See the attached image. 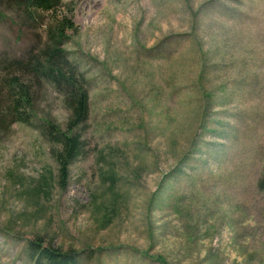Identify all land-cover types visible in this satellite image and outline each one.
<instances>
[{"label": "rangeland", "instance_id": "1", "mask_svg": "<svg viewBox=\"0 0 264 264\" xmlns=\"http://www.w3.org/2000/svg\"><path fill=\"white\" fill-rule=\"evenodd\" d=\"M16 2L0 81L49 49L90 116L63 185L38 128L67 131L66 83L24 73L35 125L0 133V264H33L38 237L79 264H264V0Z\"/></svg>", "mask_w": 264, "mask_h": 264}, {"label": "trees", "instance_id": "2", "mask_svg": "<svg viewBox=\"0 0 264 264\" xmlns=\"http://www.w3.org/2000/svg\"><path fill=\"white\" fill-rule=\"evenodd\" d=\"M6 1L9 2V0ZM18 1L19 3L16 2V4H23L26 9H30L33 13L39 10H52L61 3V0ZM67 29L73 31L75 24L72 21H69L68 24H63L61 30L63 35L66 34ZM58 57L46 48L36 58L10 59L6 57V67L2 71L7 74L0 81V90L1 85L5 89L7 88L5 96L1 94L2 91L0 92V133L4 130H9L17 122L30 126L35 125L32 117L34 102L32 103L29 86L23 83L26 71L31 73V75H35L39 81L42 78L52 80L56 84L65 82L67 86L65 89L66 103L71 110L67 131H62L55 125H52L51 128H38L50 145L60 146V149L53 148L52 151L60 166V175L63 178V185H65L70 165L84 155L86 141L74 129L81 125H86L89 119L90 93L84 82H78L76 79L74 81L68 80L62 75L63 70L60 67L63 65L62 63H68V60L64 57V59ZM29 252L33 264H79L76 251L54 248L52 242H47L44 237H38L29 242Z\"/></svg>", "mask_w": 264, "mask_h": 264}]
</instances>
